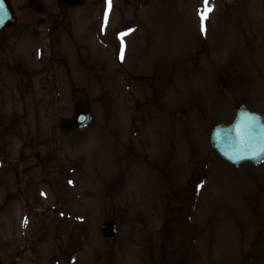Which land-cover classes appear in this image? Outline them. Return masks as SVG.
Here are the masks:
<instances>
[{
  "label": "rangeland",
  "instance_id": "obj_1",
  "mask_svg": "<svg viewBox=\"0 0 264 264\" xmlns=\"http://www.w3.org/2000/svg\"><path fill=\"white\" fill-rule=\"evenodd\" d=\"M9 1L0 264H264V162L208 146L236 105L264 111V0H209L203 32L204 0ZM80 97L90 123L60 134Z\"/></svg>",
  "mask_w": 264,
  "mask_h": 264
},
{
  "label": "water",
  "instance_id": "obj_2",
  "mask_svg": "<svg viewBox=\"0 0 264 264\" xmlns=\"http://www.w3.org/2000/svg\"><path fill=\"white\" fill-rule=\"evenodd\" d=\"M34 1V0H31ZM85 0H58L61 8L78 6ZM4 9L0 12V32L11 26L15 17L7 0H3ZM91 105L88 99L80 98L74 103L71 118L61 119L58 129L63 134L81 128L90 119ZM209 147L213 156L230 166L261 163L264 159V112L254 111L244 105L234 109V117L229 123H219L212 127L209 135ZM104 238L117 233V224L105 220L101 225Z\"/></svg>",
  "mask_w": 264,
  "mask_h": 264
},
{
  "label": "snow or ice",
  "instance_id": "obj_3",
  "mask_svg": "<svg viewBox=\"0 0 264 264\" xmlns=\"http://www.w3.org/2000/svg\"><path fill=\"white\" fill-rule=\"evenodd\" d=\"M107 5H108V10L110 11L111 9V0H107ZM209 5V0H204V8L200 12V22H201V31L203 32L205 30L204 28V22L208 19L209 14L212 11V8L208 6ZM4 9V3L3 0H0V12H2ZM108 21V11L105 12L104 15V23L105 25L107 24ZM2 22V20H0ZM127 35V33L121 34V41L123 42V36ZM120 58L121 60L123 59V44L121 47V52H120Z\"/></svg>",
  "mask_w": 264,
  "mask_h": 264
},
{
  "label": "flooded vegetation",
  "instance_id": "obj_4",
  "mask_svg": "<svg viewBox=\"0 0 264 264\" xmlns=\"http://www.w3.org/2000/svg\"><path fill=\"white\" fill-rule=\"evenodd\" d=\"M9 31H11V33L9 34V42H12V43H9V44H7L4 48H7V47H9L10 49L13 47V45H15L14 44V42L16 41V39H17V33L19 32V28L18 27H15V28H11V29H9ZM8 41V40H7ZM4 42H5V40H3V41H1V39H0V44H2V45H4ZM2 46H0V48H1ZM3 49V48H2ZM2 49H0V51H2ZM14 62V61H13ZM14 64H16V66L18 67L19 65L17 64V62H15ZM0 65H1V63H0Z\"/></svg>",
  "mask_w": 264,
  "mask_h": 264
}]
</instances>
